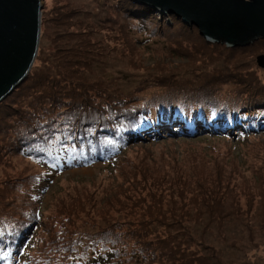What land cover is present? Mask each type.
<instances>
[{
	"label": "rangeland",
	"instance_id": "obj_1",
	"mask_svg": "<svg viewBox=\"0 0 264 264\" xmlns=\"http://www.w3.org/2000/svg\"><path fill=\"white\" fill-rule=\"evenodd\" d=\"M42 3L34 66L43 69L37 75L46 67L56 73L66 70L68 78L85 85L82 95L87 89L105 92L108 106L116 95L131 100L142 98L140 93L148 95L145 102L204 96L222 105L230 95L229 103L264 104V66L257 60L264 54V38L229 47L208 41L197 27L174 15L161 18L152 12L150 21H137L126 17L125 9L139 8L130 0ZM138 22L145 27H137ZM36 74L0 103V215L8 217L12 198L23 204L24 195H38L34 207L22 210L39 209L40 216L21 231L23 240L30 238L23 264H48L62 257L69 259L67 264H96L98 254L114 251L108 263L99 264H264V130L239 136L231 128L224 135L198 127L192 135L135 139L108 160L87 164L77 159L47 175L36 159L10 145L14 131L9 126L21 119L14 121L10 113L23 102L37 101ZM161 128L169 133L172 127ZM32 174L44 178L25 188L20 186L28 178L18 187L14 183ZM167 175L183 181L172 186V179L164 180ZM172 189L183 193L184 209L170 207L176 195ZM213 189L222 205L197 212ZM157 198L164 201L163 210L156 208ZM142 231L149 232L140 236ZM92 236L91 243L96 239L99 245L90 253L86 244ZM151 244L158 247V258L149 260L142 248Z\"/></svg>",
	"mask_w": 264,
	"mask_h": 264
},
{
	"label": "trees",
	"instance_id": "obj_2",
	"mask_svg": "<svg viewBox=\"0 0 264 264\" xmlns=\"http://www.w3.org/2000/svg\"><path fill=\"white\" fill-rule=\"evenodd\" d=\"M130 1L131 4L139 8L136 9L137 12L129 10V8L125 9L127 12H125L126 17L144 22L150 21L148 17H154L152 12L155 11L152 8ZM134 14H139V16ZM138 23L137 27H145V24ZM42 69L43 67L33 65L29 77ZM65 71L61 69L56 73L55 68L46 67L40 75L36 74L34 79H36L35 84L38 88L37 92L33 94L36 96L34 99L37 100L34 103L45 102V104L37 107L32 101L29 104L23 102L19 105V108L10 113L11 116L16 117L14 121H18L17 119L21 117L17 126H9V129L14 131V137L10 145H17L19 153L36 159L40 163L39 165L44 168L43 173L47 175H51L56 167H63L65 163L77 159L87 164L96 160H108V158L117 154L121 147L135 139L151 137L152 140H157L178 134L182 135L183 133L192 135L198 127L224 131V135H229L228 128H231L232 130L229 131H236L239 136L264 130V104L246 105L242 102L239 105L229 103L230 95H228V103H222V105L210 103L214 100L207 99L204 96H198V98L182 96L178 100L160 97L145 102L148 95L140 93L138 95H141L142 98H136L135 95L131 100L125 94L116 95L114 104L108 106V101L105 102L103 98L105 92H95L93 89H87L85 94L82 95V87L85 85L82 82L68 78L69 76ZM55 87H57V90ZM152 96L156 97L153 94ZM47 103H50L51 109L48 108ZM163 125H168L169 128L172 127L171 131L164 133L161 128ZM2 128L4 129V126ZM4 130L7 131L6 128ZM242 139L246 138L242 137ZM27 178L26 184L21 185ZM43 178L44 175L32 174L13 182L17 187L21 185L20 188H25L30 184L41 182ZM167 178L173 180L172 186L183 181L182 177L176 178L167 175L164 180ZM133 179L131 184L136 180V178ZM180 180L181 182H179ZM184 183H187L186 180ZM10 186H14V184L10 183ZM208 191L211 195L206 197L204 205H198L197 212H200L202 207L216 210V207L222 205V200L215 192L217 189ZM172 192L176 195L175 199L171 201L172 205L169 204L170 207L177 209V206H180V209H184L186 201L181 200L183 193L177 194L179 192L177 189H172ZM206 192L204 191V193ZM212 195L214 197L210 198ZM14 197L18 196L14 195ZM33 197L36 198L38 195H33ZM177 197L178 201L180 199L179 203H176ZM34 198L27 199L24 195L22 198L23 204L19 201L16 202V199L19 198H12L13 202L8 206L12 207L11 210H8L10 212L7 215L8 217L4 214L0 215V264H23V253H25V248L30 243V238L23 240L25 232L21 233V231H26L30 223L33 224L39 221L40 216L39 209L26 208L28 214H24L25 212H22V210L28 205H34ZM0 200L3 201L4 199L0 197ZM155 201L157 202L156 208L163 210L165 203L162 198H157ZM189 201L194 203V197H191ZM15 219H17V222H15L16 225H13L12 222L14 223ZM181 224L179 225L182 226ZM147 232L142 231L139 235L141 236ZM92 238L93 236L90 239L88 238V245L86 244V248L90 253L92 251L97 252L99 245L96 239V244H92ZM84 241V239H81V242ZM89 244H91L90 248ZM157 248L156 244H151V248L144 246L142 254L146 257L143 258L148 257L149 260L158 258L156 251H154ZM116 253L117 251L100 253L94 258V262L96 264L100 262L108 263L109 259L115 256ZM159 255L162 256L161 253ZM64 261H66V258L62 257L55 261L51 260L48 264L69 263V259L66 261L67 263ZM137 261H140V258ZM178 261L180 260L178 259Z\"/></svg>",
	"mask_w": 264,
	"mask_h": 264
},
{
	"label": "water",
	"instance_id": "obj_3",
	"mask_svg": "<svg viewBox=\"0 0 264 264\" xmlns=\"http://www.w3.org/2000/svg\"><path fill=\"white\" fill-rule=\"evenodd\" d=\"M43 0H0V103L29 76L38 55ZM195 26L208 41L248 46L264 38V0H132ZM264 66V54L257 57Z\"/></svg>",
	"mask_w": 264,
	"mask_h": 264
}]
</instances>
